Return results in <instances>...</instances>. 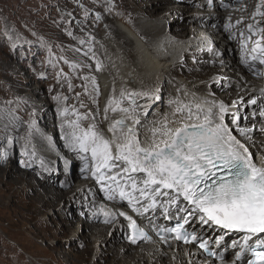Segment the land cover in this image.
Instances as JSON below:
<instances>
[{
    "label": "bare ground",
    "instance_id": "bare-ground-1",
    "mask_svg": "<svg viewBox=\"0 0 264 264\" xmlns=\"http://www.w3.org/2000/svg\"><path fill=\"white\" fill-rule=\"evenodd\" d=\"M172 1L111 0L110 3L109 0L97 6L94 16L85 14L80 22L73 25L75 29L82 30L79 40L84 41L81 45L83 51L78 57L80 61L77 62L78 71L81 72L79 87L84 90L82 85L85 76L91 77L98 85L100 126L105 129L109 122L122 117L119 112L111 113V116L108 112L109 122L104 119L108 100L118 99L122 91L157 90L158 98L147 102L148 110L152 111L146 118L149 121L168 114L170 102L174 100L193 107L197 104L204 106L205 99L216 104L224 103L229 113L239 117L246 109V114L250 116H244L246 118L243 120L241 117L236 132L244 139L242 132L247 131L245 143L250 152L256 155L255 161L259 165L264 157V129H261L264 127V70L257 69V63L254 68H246L239 56L244 53V58L251 60L248 55V49L252 46L251 41L247 40L248 26L257 23L264 26L262 15L257 12L259 9L260 13H264L262 0H227L224 5L220 0H214L213 10L207 5L209 0H176L182 2L180 5ZM110 16L117 23L109 20ZM234 20L236 24L230 25ZM198 25L209 27L201 32ZM251 39L254 41L258 36L253 35ZM86 60L88 63H82ZM97 64L100 70H97ZM260 68L264 69V65ZM88 92H92L91 83L88 84ZM16 95L22 100L38 98L29 91L25 93L19 90ZM251 99L256 103H250ZM79 103L85 105L81 113L89 109L95 111V103L90 95L78 101L77 107ZM139 103L145 101L140 99ZM259 106L263 116L255 120L258 116L256 108ZM46 116L32 117L48 138L47 141L40 138L32 141L36 155L30 156V159L37 164L29 168L12 166L8 162L11 160L10 153L7 162L0 165V206L18 208L20 217L31 224L30 228L35 231L44 223L50 224V227L52 225L55 228L47 232L48 237L67 239L65 244L60 242L55 247H49V259L57 264H199L198 259L203 258L201 253L194 252L195 255L187 257L184 252L175 251V248L169 250L168 243L157 239L155 230L145 217H137L138 222L150 226L154 241L133 244L128 238L127 221H123L122 217L114 223L105 224L102 214L93 215L101 204L117 213L127 209L104 200L100 185L81 168L80 171L76 168L80 173L75 169L72 171L73 183L66 189H62V184L57 183L54 177L48 176L46 172L58 161L60 173L62 177L65 174L67 179L68 167L72 169L71 160L64 165L62 157L66 153L68 156L72 154L68 153L62 139L59 116L56 115L57 121L52 126L54 129L49 132L47 126L54 122L50 123L51 120ZM22 118L26 126L29 115H23ZM11 134L21 145L25 144L22 139L25 128ZM20 150L24 152L23 147ZM72 160L74 165L75 162L76 165L82 163L79 157ZM41 161L44 162L43 166ZM84 194H87V199ZM74 200L80 201L82 207H77L73 212L67 211L65 208ZM95 220L100 223H94ZM159 222L162 226L169 223L162 218ZM195 227L199 231L198 225ZM220 235H223V239L219 246L212 245L214 251L228 257V251L239 250L233 246V241H239L241 234L223 230L212 233L213 238ZM62 245L69 249L62 250ZM242 258L247 259L243 254ZM208 261L207 264H213V260Z\"/></svg>",
    "mask_w": 264,
    "mask_h": 264
},
{
    "label": "snow or ice",
    "instance_id": "snow-or-ice-1",
    "mask_svg": "<svg viewBox=\"0 0 264 264\" xmlns=\"http://www.w3.org/2000/svg\"><path fill=\"white\" fill-rule=\"evenodd\" d=\"M257 12L264 16L259 9ZM248 31L251 60L245 57L244 63L249 68H254L255 63L264 65V26L249 25ZM253 35L258 39L252 41ZM97 70H100L99 64ZM83 80L84 94L92 97L96 111L89 109L81 113L83 103L78 108H69L67 96L53 97L58 106L62 139L72 154H65V164L79 157L83 164L81 171L100 185L103 199L127 209L117 213L101 204L93 215L102 214L105 224L122 217L127 221L129 240L133 244L149 239L137 219L145 217L161 240L192 244L208 257L218 258L221 264H228V258L214 251L212 245L219 246L223 235L213 238L212 233L217 230L238 233L240 240H234L233 246L239 250L233 253L235 259L231 264H239L242 254L247 257L244 264H264V157L258 165L245 143L247 131L242 132L244 139L237 134L241 117L232 113L229 120V108L224 103L205 99L204 106L193 107L174 100L170 102L168 114L149 121L147 102L158 98L157 90H132L122 91L118 99L108 100L104 119H108L109 111L119 112L122 118L109 122L105 129L96 120L98 85L91 77L85 76ZM68 89L74 91V86L69 83ZM76 95L79 98L80 93ZM140 99L145 103H139ZM19 103L7 101L0 107V136L3 137L0 147L18 142L10 133L25 128L24 153L35 156L32 141L48 138L32 118L34 112L29 114L25 126V120L18 114ZM250 103L256 101L251 99ZM8 158L5 151L2 159ZM22 167L29 168V162H22ZM84 198H88L87 194ZM161 218L171 223L162 226Z\"/></svg>",
    "mask_w": 264,
    "mask_h": 264
},
{
    "label": "rangeland",
    "instance_id": "rangeland-1",
    "mask_svg": "<svg viewBox=\"0 0 264 264\" xmlns=\"http://www.w3.org/2000/svg\"><path fill=\"white\" fill-rule=\"evenodd\" d=\"M107 2L109 0H0V107L7 101H19L18 114L21 117L33 112L35 115H47L50 123L54 122L47 126V132L54 129L52 126L57 121L58 106L53 99L55 95L67 96V106L77 107V102L85 98L84 90L78 84L81 72L78 71L77 65L80 61L78 57L83 51L79 40L83 32L72 26L80 22L85 14L94 16L97 6ZM172 3L182 4L176 0ZM108 19L117 23L112 16ZM262 21L264 22V16ZM243 55L245 54L242 53L241 56ZM82 63L86 64L88 61ZM69 83L74 86V91H69ZM19 90L34 93L38 98L22 100V97L16 95ZM77 93H80L79 98ZM15 106L14 103L13 107ZM94 106L96 111V103ZM109 112L108 115L111 116L113 112ZM110 116L107 121L110 120ZM96 120L100 123L99 114ZM2 142L3 137L0 136V143ZM21 147L22 145L15 141L12 145L5 144L0 147V165L8 160L2 159L5 151L8 155L12 153L11 160H8L12 166H22L24 161L36 165L29 155L20 150ZM62 158L66 165L67 157L63 155ZM45 164L49 165V162ZM70 165L72 169L68 167L67 179L65 174L62 177L58 161L53 168L45 172L48 176L54 177L57 183L62 184V189H66L73 183L72 171L76 168L80 171L83 167L82 163L76 165L75 162L74 165L72 159ZM66 180L68 182L64 183ZM77 207L82 205L80 201L74 200L65 209L73 212ZM87 210L91 211L89 208ZM48 212L53 213L54 210ZM20 214L21 211L16 207L0 206V264H57L48 258L49 247H55L63 242L65 244L67 239L48 237L47 232H51L54 227L52 225L50 227V224L44 223L35 231ZM94 223L100 221L95 220ZM67 249L69 248L66 245H62V250Z\"/></svg>",
    "mask_w": 264,
    "mask_h": 264
}]
</instances>
